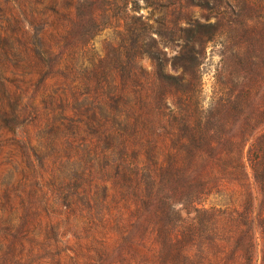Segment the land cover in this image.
Instances as JSON below:
<instances>
[{"label":"trees","instance_id":"obj_1","mask_svg":"<svg viewBox=\"0 0 264 264\" xmlns=\"http://www.w3.org/2000/svg\"><path fill=\"white\" fill-rule=\"evenodd\" d=\"M93 1L100 2L102 11L120 10L117 0H0L2 264H34L39 258L41 245L30 229L38 212L24 201V172H35L39 178L30 147L36 152L50 148L58 171L64 173L65 166L71 171L61 182L74 180L66 185L72 192L46 196L48 202L58 203L60 211L55 214H64L81 196L88 201L86 218L94 225L95 220L121 224L135 216L132 210H139L135 203H118L110 219L111 205L106 201L110 188L113 195H125V201L131 193L127 188L138 187L150 176L186 199L208 194L204 177L198 179L201 189L183 192L182 175L198 157L212 161L219 173L237 174L250 195L241 209L232 205L204 208L196 202L195 215L186 217L177 215L171 205L166 210L149 209L143 230L164 245L158 254L160 264H234L240 253L250 260L239 264H253L251 258L264 253V106L253 109L225 140L187 138L167 144L161 134H170L166 127L179 111L159 100L151 104L147 79L133 72L110 75L103 64L95 67L91 77L76 70L74 40L84 31L77 30L74 22L82 16V7L88 13L97 8ZM228 1L239 9L241 18L264 21V0ZM244 9L251 10V15H245ZM261 25L251 33L264 39V22ZM85 46L86 40H80L78 49L84 53ZM185 115L191 124L189 133L200 134L196 108L187 109ZM26 125L48 127L47 142L29 143L28 138L19 137L17 127ZM78 141L86 147V155L71 166L72 156L66 152ZM247 167L260 194L257 204ZM58 263L62 264L60 256Z\"/></svg>","mask_w":264,"mask_h":264},{"label":"rangeland","instance_id":"obj_2","mask_svg":"<svg viewBox=\"0 0 264 264\" xmlns=\"http://www.w3.org/2000/svg\"><path fill=\"white\" fill-rule=\"evenodd\" d=\"M129 1H116L121 11H102L97 1H93L97 8L90 13L82 7V16L74 22L77 30L84 31L74 40L75 68L79 75L91 77L95 67L103 64L109 67L110 75L133 72L147 79L151 104L159 100L179 111L166 127L170 134H161L163 141L169 144L187 138L225 140L253 109L264 106V39L251 33L252 29L261 28L263 19L241 18L239 9L226 4L228 0ZM242 12L247 16L252 13L248 9ZM82 39L86 40L84 53L78 49ZM193 108L199 112L197 125L202 131L194 135L187 130L191 124L184 117L187 109ZM17 130V135L28 138L29 143L43 144L49 137L45 126L26 125ZM29 149L37 161L35 171L39 178L35 172H24V201L38 212L30 227L41 245L35 261L38 264H59V256L62 264H160L158 254L164 251V245L143 230L149 209L166 210L171 205L177 215L186 217L195 215L196 202L204 208L232 205L241 209L250 198L248 186L244 187L237 174L219 173L212 161L198 157L182 175L183 192L201 189L198 179L204 177L208 194L186 199L166 183H155L145 176L138 187L127 188L131 193L125 201V195H113L111 188L106 198L111 205L110 219L114 216L113 206L118 203L138 205V211L132 210L134 217L121 224L95 220L94 225L86 218L88 201L81 196L64 214H55L60 211L58 203L48 202L46 196L48 192L54 198L72 192L66 185L74 180L61 182L63 177H70L71 171L67 166L64 173L58 171L51 162L54 158L50 148L37 152ZM66 153L72 156L70 165L75 166L77 157H85L86 147L78 141ZM247 170L257 204L258 187L248 167ZM73 254L72 259L69 256ZM249 260L240 253L234 264ZM251 262L264 264V253H257Z\"/></svg>","mask_w":264,"mask_h":264}]
</instances>
